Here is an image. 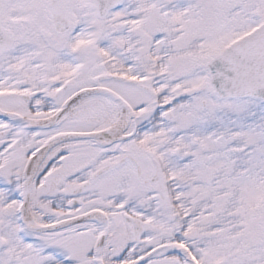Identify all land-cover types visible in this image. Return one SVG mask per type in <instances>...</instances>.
Here are the masks:
<instances>
[{"label": "snow or ice", "instance_id": "snow-or-ice-1", "mask_svg": "<svg viewBox=\"0 0 264 264\" xmlns=\"http://www.w3.org/2000/svg\"><path fill=\"white\" fill-rule=\"evenodd\" d=\"M0 264H264V0H0Z\"/></svg>", "mask_w": 264, "mask_h": 264}]
</instances>
